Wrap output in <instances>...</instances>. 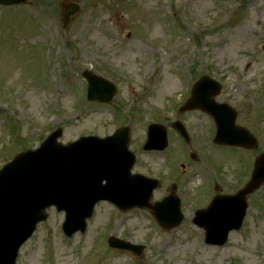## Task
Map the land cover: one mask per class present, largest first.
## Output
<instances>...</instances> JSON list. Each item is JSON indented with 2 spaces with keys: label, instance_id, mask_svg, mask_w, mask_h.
<instances>
[{
  "label": "rangeland",
  "instance_id": "1",
  "mask_svg": "<svg viewBox=\"0 0 264 264\" xmlns=\"http://www.w3.org/2000/svg\"><path fill=\"white\" fill-rule=\"evenodd\" d=\"M74 1L80 12L64 26L60 5ZM43 61L49 69L41 66ZM86 69L117 86L110 104L87 101ZM205 74L224 82L219 100L234 106L238 124L257 137L258 149L208 145L206 116L186 113L182 117L197 139L192 150L198 148L203 159L209 156L222 170L223 183L212 176L213 181L196 188L194 169L190 177L196 178L186 191L177 192L186 216L178 228L163 230L149 211L123 213L102 203L86 233L68 239L62 232L65 215L51 209L21 249L17 264H49V243L57 264H264V186L248 196L246 221L224 247L201 243L204 232L193 224L195 212L212 202L214 182L223 194H235L244 175H251L255 158L264 153V0H28L0 6V167L21 151L37 149L58 128L63 129L60 142L67 144L80 136L104 137L124 123L136 150L146 125L178 119L173 109L183 101L186 83ZM169 133L165 156L176 155L178 163L191 165L188 157L183 159L187 149L173 130ZM164 158L143 156L152 167L163 166ZM148 164L139 168L150 173ZM207 166L199 168L204 176ZM172 169L173 164L163 170ZM168 173L160 175L166 179L154 201L168 194ZM109 236L147 248L134 258L109 248Z\"/></svg>",
  "mask_w": 264,
  "mask_h": 264
},
{
  "label": "water",
  "instance_id": "2",
  "mask_svg": "<svg viewBox=\"0 0 264 264\" xmlns=\"http://www.w3.org/2000/svg\"><path fill=\"white\" fill-rule=\"evenodd\" d=\"M13 0H0V3H10ZM26 0H17V2H24ZM74 10H71V13H73ZM85 76L88 78V80L90 81V96L91 98H95V99H99L101 101H106V102H110L111 101V97L114 94V88L107 85V89L109 90V93L106 92H99V96L96 93L95 89H99L100 86L99 84L105 85L107 84L106 82L102 81V79L92 76L91 74H85ZM211 80L208 77H204L201 79V81L196 84V86L194 87V92H193V98L191 99V101L189 102V105L186 107V109H194V108H202L204 110H206L207 112L211 113L212 115L216 116L218 122L220 124V129H219V133L218 136L216 138V142L219 144H229V145H237V146H242V147H247V148H254L257 146V142L256 140L245 130H243L240 127L235 126V120H236V114H229V116L226 117V119L221 116L220 112L216 109H212L213 108H217L214 105H210V104H205L206 103V97H204V90L203 87L208 83L210 86H212V83H210ZM219 91V88H217V92ZM226 125V126H224ZM177 130L180 131L179 127H176ZM61 132L58 131L56 132L53 137L51 138V141L49 140L41 149V153L43 156V159H45L48 162V166H47V175L45 178V182L43 184H39L40 187V191H43V195L44 196H48L50 195V193H56L58 194L60 197L62 198L63 195H67L70 191L69 190H65L64 187L61 188L60 190H57L58 186H56V183L54 180H56L57 176L62 172V168H63V164L67 163L68 161H71L72 157L81 155L82 159L85 158H89V155L87 154H81V153H75L78 151L82 152V141L78 142L76 144H74L73 147H69V148H61L58 145H55L56 143V139L60 136ZM128 136V130L123 128L122 130H120L119 132H117V134L114 136V138L109 139L108 140V144L114 141H117V139L120 137L123 138H127ZM97 140V139H95ZM154 140H157V137L154 135ZM106 141V140H105ZM124 146L125 148H127L126 145V141L124 142ZM125 153L124 150H122V153ZM22 161H20L17 165H15L13 167V170H17L20 166H22L24 164V160L23 158L21 159ZM80 173L82 175H80L77 178V181H79L78 183H75L72 186L75 187H80L83 185L84 182H87L91 179H95L98 178L99 182L103 179V174L100 168V163H94V166L92 168V170L87 173L86 170L85 172H83L82 170H80ZM5 174V173H4ZM3 174V175H4ZM0 176V179H5L7 177L8 174H5L4 176ZM44 178L40 179V182L43 181ZM59 179V177H58ZM0 181V185H1ZM264 183V155H262L257 163H256V167H255V171L253 173V177H252V181L250 182V184L242 191L240 192L237 196L235 197H231V198H224L226 199V203H224V199H216L211 208L217 207L218 203L220 201H222V203H219L223 208L225 207H229L231 208L233 205H240L241 208L244 210L245 208V198L248 194L252 193L253 191L257 190L262 184ZM59 185V184H58ZM3 186H0V193L2 190ZM95 189V187L93 188ZM99 193H100V189H99ZM81 197V201H82V197H84L83 195H80ZM170 198L174 199V196L169 197L168 199H166L163 203L160 204H156L153 208L154 211L157 215L158 218H161V216L164 215L163 212V207L166 206V204L171 200ZM115 203L120 204L119 202L113 200ZM48 204H50V202H47ZM55 203L60 204V201H55ZM179 204V202H177ZM92 204L91 206H86V204H84V202H82V206L81 208L77 209L76 211L74 210L72 213L73 215H79L80 218L83 220L87 215L91 214L92 208H93ZM210 208V209H211ZM43 208H39L35 213L34 216H36L37 218L34 220H32L33 217H29V221L28 223L30 224L32 221H34L33 223H37L40 220L45 219V216L43 215L42 212ZM243 210L240 213H243ZM199 214V213H198ZM229 216L228 214V210H222L220 212V219H221V223H224L226 216ZM238 219H241V216H238ZM181 221V219L179 218L177 220V222H174L175 225H178V223ZM35 224H34V228H35ZM174 224H168L167 227H173ZM239 224H237L234 227H238ZM214 227V226H213ZM217 227V226H215ZM233 226L227 228L226 226H220L218 225V234L217 237L220 238L219 241H215L213 240L214 243H219V244H223L224 241L226 240L227 237V233L228 231L232 228ZM33 228V230H34ZM32 229V228H31ZM76 230V228H73L71 230H69V235H72V233ZM31 231V230H30ZM27 231L25 230V232L22 233V235L19 238V241L17 243L18 247L25 239L27 236ZM110 246L115 247V248H119V242L117 240H110L109 241Z\"/></svg>",
  "mask_w": 264,
  "mask_h": 264
}]
</instances>
